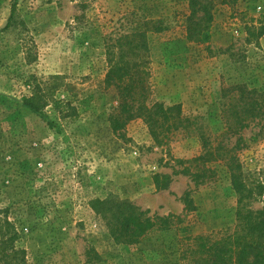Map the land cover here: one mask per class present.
I'll return each instance as SVG.
<instances>
[{"label":"rangeland","instance_id":"rangeland-1","mask_svg":"<svg viewBox=\"0 0 264 264\" xmlns=\"http://www.w3.org/2000/svg\"><path fill=\"white\" fill-rule=\"evenodd\" d=\"M133 11L166 27L148 36V100L181 104L190 120L160 145L142 119L111 129L117 99L104 82L105 47ZM189 12L188 0H0V237L8 221L27 264H182L179 237L235 222L238 195L223 162L198 184L183 170L202 151V132L219 135L231 85L264 91V0H213L197 42L184 36ZM239 136L243 179L264 185V128L251 123ZM155 174L167 188L156 189ZM187 192L194 209L185 213ZM95 199L181 221L117 243ZM247 204L260 209L264 196Z\"/></svg>","mask_w":264,"mask_h":264},{"label":"trees","instance_id":"trees-1","mask_svg":"<svg viewBox=\"0 0 264 264\" xmlns=\"http://www.w3.org/2000/svg\"><path fill=\"white\" fill-rule=\"evenodd\" d=\"M236 0H231L235 2ZM189 15L184 18V36L197 42L213 20V0H188ZM15 2L11 7L14 13ZM129 24L118 31L112 42L105 47L107 71L105 85L115 90L117 109L110 119L111 129L116 132L134 119H142L156 144H164L172 136L190 126L181 104L165 105L150 102L147 86L148 72L145 64L148 56V36L165 30L162 20L149 19L141 13L132 12ZM226 107L220 115V133L213 140L209 133L200 134L202 151L187 162L183 173L191 176L198 184L210 180L213 162H223L230 176V183L238 195L235 222L210 233L181 236L178 238L179 259L182 264H264V207L252 209L249 201L264 196V185L255 188L243 179L242 165L235 154L241 145L240 132L251 123L264 128V91L249 88L246 83L233 84L229 88ZM25 104L33 110L38 108L31 100ZM62 102L54 100L55 109ZM237 136L235 144L228 147L225 136ZM222 137L220 139H217ZM191 164L195 171L190 169ZM156 189H165L168 182L160 181V175L153 177ZM255 189V192H254ZM184 195L183 212L194 209ZM91 204L96 214L104 221L109 234L117 243L134 245L143 241L149 234L168 229L171 218L181 221V215L149 216L147 211L127 201L97 200ZM6 230L0 237V264H27L25 251L14 244L18 237L16 228L4 221ZM3 231V229H2Z\"/></svg>","mask_w":264,"mask_h":264}]
</instances>
